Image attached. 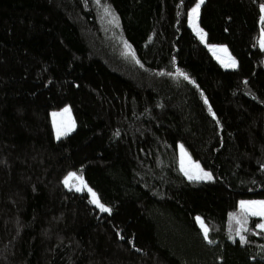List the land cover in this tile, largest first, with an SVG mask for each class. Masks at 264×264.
<instances>
[{"label":"trees","instance_id":"trees-1","mask_svg":"<svg viewBox=\"0 0 264 264\" xmlns=\"http://www.w3.org/2000/svg\"><path fill=\"white\" fill-rule=\"evenodd\" d=\"M101 1L113 23L98 0H0V264H264L261 218L230 217L264 198V0H205L235 68L196 0Z\"/></svg>","mask_w":264,"mask_h":264},{"label":"rangeland","instance_id":"rangeland-1","mask_svg":"<svg viewBox=\"0 0 264 264\" xmlns=\"http://www.w3.org/2000/svg\"><path fill=\"white\" fill-rule=\"evenodd\" d=\"M98 1L100 3L101 11L103 13H107L108 11V15H109L108 17L110 19V22L113 23L114 16L110 12V10L107 7L104 8V4L102 3L101 0H98ZM205 2H206L205 0H203L202 3H201V0H196L195 3L192 5V7L189 9L188 25L193 31V33L208 48L210 53L218 60V62H220V64L223 67L235 68L237 66L236 59L231 55L226 45L212 43L208 41L207 34L205 31H207V29H211L209 28L210 23L209 24L202 23L201 16L206 11V15L210 17L211 21H213L214 26L217 25L218 16H217V11L215 12L214 9L206 10ZM197 4H200L198 12L190 15L192 13V9L195 8ZM48 115L50 116V126L52 128L53 136H55L56 138L55 140H57L59 137H62V136H65L71 133L75 129V121H74V118H73V115H72V112L69 106H64L63 108L58 109V110H51L49 111ZM177 160H178L179 169L188 179H190L189 177H193L192 178L193 180H201V181H209L213 179L212 173L209 170L204 169L198 161L193 160L188 150L185 148V146L182 143L177 144ZM205 173H207L208 176H210L211 178L209 179L207 176H204ZM70 174H72V177L75 176V173H70ZM70 174H68L65 177L64 184H65L66 178H68L67 187H69L70 189H75V190L81 189L80 191H86L89 194L90 199L92 201L93 200L92 193L94 192L85 183L84 179L81 177L82 184L80 183L77 184L78 178H76L75 183L77 184V186H75L74 184L69 182ZM196 177H203V178H196ZM89 189L91 190V192L89 191ZM260 202H264V198L240 199L237 204L238 211L235 213L232 212L230 214V217L238 218L240 220H243L244 217L246 216L259 217L261 218V222L257 225V227L264 231V228L261 227V225H264V215L260 214L264 212V207L261 206ZM242 204L244 205V207H242ZM103 206L108 208L105 205ZM197 222L202 228L203 234L205 236V229L207 230V228L204 226L200 218L199 220L197 219Z\"/></svg>","mask_w":264,"mask_h":264},{"label":"snow or ice","instance_id":"snow-or-ice-1","mask_svg":"<svg viewBox=\"0 0 264 264\" xmlns=\"http://www.w3.org/2000/svg\"><path fill=\"white\" fill-rule=\"evenodd\" d=\"M202 2H203V0H201V3H202ZM199 7H200V4H197L196 7L192 9V13H191L190 15L197 13ZM261 11L264 12V5H262V7H261ZM262 19H264V17H262ZM186 78H187V77H185V79H186ZM204 176H207L209 179L211 178L210 176H208L207 173H205ZM71 177H72V174H70L69 178H71ZM189 178L192 179L193 177H189ZM196 178H203V177H196ZM65 184H66V185L68 184V178H66V180H65ZM77 190H79V189H77ZM89 191L91 192L90 189H89ZM92 196H93V200H92V202H93L94 204H96V205L100 208V210H101L102 212H110V209L104 207V206L99 202V200L96 198L95 193H92ZM260 203H261V206L264 207V202H260ZM242 207H244L243 204H242ZM260 214H261V215H264V212H262V213H260ZM197 219L199 220V218H197ZM261 227L264 228V225H261ZM205 239H207V230H206V229H205ZM241 240L243 241V237H241Z\"/></svg>","mask_w":264,"mask_h":264}]
</instances>
